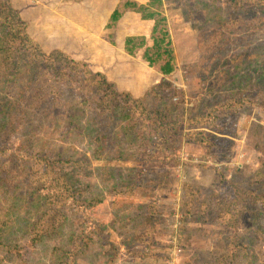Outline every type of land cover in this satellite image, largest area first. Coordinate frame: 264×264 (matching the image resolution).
<instances>
[{
  "label": "rangeland",
  "instance_id": "obj_1",
  "mask_svg": "<svg viewBox=\"0 0 264 264\" xmlns=\"http://www.w3.org/2000/svg\"><path fill=\"white\" fill-rule=\"evenodd\" d=\"M5 1L18 16L12 21L26 22L32 37L36 38L34 34L38 36L47 28L51 39L48 37L43 41L45 44L49 41L58 43L62 47L53 50L85 62L92 71H101L115 82L118 89L130 91L133 97H144L143 103L147 107L164 110L167 102L180 107L195 104L196 111L202 109L207 113L220 100L248 91L260 102L259 105L248 102L237 113L223 112L219 107V114H230L226 130L232 139L225 140L222 137L224 133L220 132V136L215 135L216 143L185 144L178 135L176 139L169 140L177 147L176 154L147 143L150 129L140 133L141 130L135 126L131 131V124L119 118L112 119L108 127L99 123L94 109L101 93L95 83L80 82L81 70L73 69V80L69 78L68 84L60 81L57 94L44 97L41 95L42 86L52 82L51 75L59 67V62L51 69L43 66L37 79L26 71L27 62H13V66L10 64V68L4 66V69L0 63L1 128L9 131L16 122L21 128L29 127L36 134L39 130L36 140L34 136L36 150L51 155L62 151L79 159L82 165L80 198L90 199L101 193L104 196L85 213L74 216L70 211V217L58 229L57 236L67 241L75 233L88 231L92 237L89 244L98 252L97 264L106 261L113 264H264V197L258 193L264 189V88L255 80L258 74L253 73L264 71V51L251 55L253 61L248 55L245 62L239 56V53L243 54L248 34L253 31L248 19L253 17V13L263 12L262 9L255 7L252 12L246 8H235L227 0H164L159 15L144 18L135 3L139 1L144 5L150 0H133L131 4L130 0H64L61 5V0ZM194 1H200L203 13L211 16L210 20L206 18L208 25L202 24L201 15L194 14L198 6L194 12H188ZM130 7L135 8L127 11ZM56 8L76 24L58 21ZM115 8L120 11L116 19L111 16ZM240 18L245 19L247 25L232 28L231 21L235 23ZM11 24L0 21V42L6 39L9 44L12 41L9 38ZM260 24L264 25L263 22ZM166 29L171 35V46L177 58V67L168 75L160 69L167 55L163 54L152 64L146 57L147 54L156 56L164 49H159L155 41L163 37L164 41L160 43L166 45L169 40ZM53 37L56 41L52 40ZM241 41L245 43L239 44ZM258 41L264 45V34ZM39 42L42 45V41ZM126 45L133 46V51L129 52ZM224 45L228 47L222 48ZM239 62L241 68L236 73L239 76H235L234 66ZM206 73L211 75L205 78ZM249 73L253 76L247 82L235 78ZM164 79L167 84L162 83L158 87L157 84ZM229 79L234 85L224 86L229 84ZM214 83L215 86L209 90ZM54 84L57 85L55 80ZM155 90H158L157 94ZM164 91L166 101L163 100ZM41 98L43 102H39ZM48 106L53 108L44 116L40 109ZM37 118L42 128L32 130L33 121ZM18 125L14 126L16 130ZM98 130L104 137L105 150L100 157H95L87 132L97 133ZM20 132L24 133L23 130ZM145 151L149 159L136 160V156ZM177 155L179 163L172 159ZM132 166H142L148 174L133 193L115 192L110 186H103L104 178L113 183V174L119 176L132 172ZM65 167L74 170L73 165ZM109 168L113 169L112 175L107 171ZM22 172V177L30 174L29 164H23ZM255 174L261 175L260 179ZM185 181L206 188L198 196L203 201L209 198V189L220 190L235 200L239 195L240 203L234 202L232 207L238 219L235 225L221 221L219 215L211 218L210 212H202L206 220L191 217L187 231L178 234L176 228L185 214L180 204V192ZM27 188V182L18 189L14 187L5 199L4 204L10 209L16 207L17 213L12 212L5 217L10 218L9 225L0 231V258L5 264H51L49 254L44 257L45 247L32 244L33 218L44 205L31 209L33 201L30 202V196L21 191ZM236 189L242 190L243 194H236ZM3 196L0 192V199ZM28 204L31 217L25 211ZM149 204L150 209L147 210ZM148 212L157 217L147 224L140 213ZM231 234L242 247H237L236 243L229 247ZM8 245L14 249H9Z\"/></svg>",
  "mask_w": 264,
  "mask_h": 264
},
{
  "label": "trees",
  "instance_id": "obj_2",
  "mask_svg": "<svg viewBox=\"0 0 264 264\" xmlns=\"http://www.w3.org/2000/svg\"><path fill=\"white\" fill-rule=\"evenodd\" d=\"M132 1L133 0L129 1L130 4ZM227 1L230 6L235 8H246L254 12L255 7H259L263 11L260 14L253 13V17L248 19V24L253 28V31L248 34L249 39L246 43L245 41L239 43L241 45L245 43V47L242 49L243 54L239 53L241 60L245 62V57L248 55V58L253 61L251 55L264 51V45L258 41L264 34V25L260 24L261 22L264 23V0ZM199 3L200 1H194L192 6L188 8V12H194L195 7L198 6V11L194 12V14L201 15L203 18L202 24L206 26L208 25L207 22H209L211 16L203 13L202 6H199ZM163 5L164 0H150L148 4H139L137 7L141 13H143L144 18H153L157 14H160V7ZM119 12L120 11L115 8L111 16L116 19L118 18ZM17 17L16 12L12 10L9 3L5 0H0V21L12 23L11 27H15V30L12 28L9 29V31L11 30V37L9 38L12 41L9 44L6 39H3V41L0 42L1 68L4 69V66L10 68L9 65L13 62L24 61L28 63L26 71H28L30 75H34L37 79V75L41 73L43 66L51 69L57 62H59V67L53 70L51 75L52 82L46 84L44 87L42 86L41 95L44 97L51 94H57L58 87H61L60 81L68 84L69 78L73 80V69L75 71L81 70L82 78L80 79V82L90 81L95 83L97 89L101 93L98 99L99 101L96 103L94 109L95 119L107 127L112 124V119L119 118L127 120L131 124L129 126L131 131L135 126L141 130L140 133L145 132L146 129H150L146 142L149 144L151 143L153 147L160 149L167 148L169 151L177 154V147L172 145L169 140L171 138L176 139V136L178 135H181L182 142L184 141L185 144L216 143L215 135L220 136V132L224 133L222 137H224L225 140H230L232 139L231 133L229 135V132L226 130L230 123V114H219L218 108L222 107L223 112L230 110L233 113H237L240 108L248 102L258 105L260 104L259 100L252 98L249 93L250 91H248L239 96H231L224 101L220 100L207 113L202 109L196 111L195 104L186 107L181 105L180 107L174 102H167L165 103L167 104V108L164 107V110L158 107H147L145 106L146 104L143 103L145 99L144 97L135 98L130 91L118 89L115 82L111 81L106 74L101 71L90 70L85 62L73 60L68 54L60 50H53L46 53L42 45L28 32L26 22L12 21V19H17ZM162 17L166 19V16ZM206 18L209 20H206ZM214 21L216 22L217 19ZM233 21L234 20L231 21L232 28H239V25H242L243 27L247 25L245 19H237V22L235 23ZM166 30L164 31L167 33L169 39L167 40L166 45L160 43L164 41L163 37L162 39H157L155 41V44H157L159 49L162 47H164V49L158 51L156 56L147 54L146 57L148 58L149 63L152 64L157 59L161 58L163 54L167 55V59L160 65V69L164 74L168 75L177 67V58L174 48L171 46V35L168 30ZM126 47L129 52L133 51V46L126 45ZM227 47L228 46L225 47L224 45L222 48ZM204 58L206 61H209L208 57L204 56ZM255 61L257 60L255 59ZM13 65L14 64H12V66ZM240 68V62L237 66H234L235 71L233 73L235 76H239L238 74L236 75V73L240 71ZM253 73L258 74V77L255 78V80L260 87L264 88V71H255ZM210 75L211 73H206L205 78H208ZM222 75L223 74H220V76ZM252 76L253 74L251 75V73H249L245 77L235 78L238 81L245 79V82H247ZM54 80L57 82V85L54 84ZM162 83L167 84L166 79L157 84V86L159 87ZM215 84L216 83L211 85L209 90H211ZM219 85L221 86V83H219ZM219 85H217V87H219ZM226 85L234 84L229 79V84H224V86ZM157 91L158 90H155L154 93L157 94ZM162 95L163 100L166 101V91H164ZM167 101L170 100L167 99ZM39 102H43L42 98L41 100L39 99ZM52 108V106L43 107L40 109V112L44 116H47ZM262 108L264 110V103L262 104ZM23 111H25V109ZM43 115H40V117L42 118ZM37 120L38 118L36 120L34 119L32 130H41L42 126H40ZM15 123L16 122H14V125L9 131H5L0 126V192L4 195L0 199V231L9 225L10 217L5 218L6 215L12 212L17 213L16 207L10 209L8 205L4 204L5 199L10 196L14 187L18 189L27 182L28 188L21 189V191L23 194H28V196H30V202L33 201L31 203V209L35 210L36 207H39L40 205L42 207L44 205L43 208L38 209V214L33 218L32 244H40L42 245L41 247H45L44 257L49 254L51 264H97L99 259L98 252L96 248H92L94 246L89 244L92 237H90L88 231L83 234L75 233L71 235L67 241L60 239L57 236V231L64 221L70 217V211V215L74 216H77L80 213H85L89 208H92L94 205L101 202L104 196L101 193V195L95 194L90 199L80 198L82 188L79 186L81 183L79 173L82 165H80L79 159L75 158L72 154L62 151L57 152L56 155H51L47 152L36 150L34 144L39 130L36 134L34 131H31L29 127L27 128L24 126L21 128L20 124L18 125ZM136 123H138V125H135ZM16 125H18L17 130L14 127ZM21 130H23L24 133H21ZM122 132L125 133V131ZM87 138H89V142L93 147V154L95 157H100L103 149L105 150L102 132L99 130L97 133L87 132ZM120 138L121 137H119L118 143H120ZM147 154L146 151L143 152L139 157L136 156V160L141 159L142 161H147L149 159V155ZM170 158L171 156L167 157L166 161H169ZM172 159L174 162H180V157L178 155ZM24 163L29 164L30 170V174L24 176L25 178L21 175L23 173L22 168ZM70 165L74 166L73 171L65 167ZM131 168H134V171L127 172L124 175L119 174V176H114L112 168L107 169L110 175L113 174L112 176L115 177V180L112 183L109 182L107 178H104L103 181L105 182L103 183V186H110V189L115 192L133 193L137 185L143 182L142 178L145 179V177H148V174L142 166L140 168L132 166ZM255 176L259 177V179L261 177V175L256 174ZM203 189L206 188L203 187ZM203 189L202 186L197 184L192 185L187 181L182 183V190L180 192L182 202L180 204L185 214L176 228L178 234L187 231V223L191 217L206 220V216L202 212H210L211 218H214L215 215H219L221 221L232 223V225H235V221H238L236 214L232 211V207L236 202L240 203L238 200L241 199L239 195H236L237 197L235 200V197L228 198L220 190L209 189L210 191L207 193L209 198H204L203 201L198 197L200 191ZM236 191V194H243V191L240 189H236ZM258 193L264 197V189L258 191ZM29 204L25 211L30 214ZM149 209L150 204L148 205L147 210ZM239 214H241V210L239 211ZM140 215L144 218L147 224L149 220L152 222L153 219L157 217V215H153L150 212L140 213ZM29 216L31 217L32 215L30 214ZM149 227L156 230L155 226L153 228L149 224ZM234 237L235 235H230V240L228 242L229 247L232 246V244L235 245V243L237 247H242ZM1 244L2 241L0 239V245ZM8 248L14 249L11 245H8ZM84 256H86V258ZM0 264H5L1 258ZM104 264H113V262L106 261Z\"/></svg>",
  "mask_w": 264,
  "mask_h": 264
},
{
  "label": "crops",
  "instance_id": "obj_3",
  "mask_svg": "<svg viewBox=\"0 0 264 264\" xmlns=\"http://www.w3.org/2000/svg\"><path fill=\"white\" fill-rule=\"evenodd\" d=\"M63 1L64 0H61V2L59 3V5H61L62 3H63ZM112 1V0H111ZM108 2H110L109 0H108ZM118 2H119V0H118ZM138 5L139 4H141V2H139L138 1V3H137ZM45 6H47V7H50L48 4H46L45 3ZM51 8V7H50ZM135 7H130L127 11H131V9H134ZM55 12H56V14H57V20L58 21H62V22H68V23H72L73 25H75L76 23H74L73 21H71V20H69L67 17H66V15H63V14H61L60 12H59V8L57 9H55ZM142 17V16H141ZM51 20H53V18L51 19ZM46 27V26H45ZM106 27V26H105ZM81 28V27H80ZM27 29H28V24H27ZM57 33H58V30H57ZM56 33V35H59V34H57ZM35 35V37L36 38H34V39H39V40H37L38 42L39 41H42V47H43V49L44 50H46L47 52H49V51H51V50H53V48H59V47H62V46H60V45H58V43H53L52 41H49L47 44H45L43 41H47V39H48V37L50 38V36H48L47 35V28H46V30L44 31V33H38V36H37V34H34ZM91 35H94V34H91ZM39 36H41V37H39ZM51 39V38H50ZM52 40H54V41H56V38L55 37H53V39ZM71 40V39H70ZM69 40V41H70ZM40 43V42H39ZM45 45H47V49L44 47ZM51 49V50H50ZM127 53V52H126ZM130 55V54H129Z\"/></svg>",
  "mask_w": 264,
  "mask_h": 264
},
{
  "label": "water",
  "instance_id": "obj_4",
  "mask_svg": "<svg viewBox=\"0 0 264 264\" xmlns=\"http://www.w3.org/2000/svg\"><path fill=\"white\" fill-rule=\"evenodd\" d=\"M159 150V149H158ZM158 150H156V153L158 152ZM164 152H165V150H164Z\"/></svg>",
  "mask_w": 264,
  "mask_h": 264
}]
</instances>
